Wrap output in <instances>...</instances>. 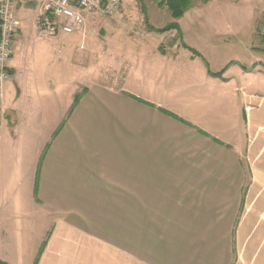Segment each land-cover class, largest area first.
<instances>
[{
    "label": "crops",
    "instance_id": "crops-1",
    "mask_svg": "<svg viewBox=\"0 0 264 264\" xmlns=\"http://www.w3.org/2000/svg\"><path fill=\"white\" fill-rule=\"evenodd\" d=\"M15 5L0 261L99 264L105 210H126L132 229L166 209L174 228L144 241L170 242L167 264H264V0H191L178 18L123 0L101 18L99 70L71 50L76 38L80 58L96 53L94 30L44 38L41 0ZM132 251L128 264H153Z\"/></svg>",
    "mask_w": 264,
    "mask_h": 264
},
{
    "label": "rangeland",
    "instance_id": "rangeland-1",
    "mask_svg": "<svg viewBox=\"0 0 264 264\" xmlns=\"http://www.w3.org/2000/svg\"><path fill=\"white\" fill-rule=\"evenodd\" d=\"M121 11L122 10H119L115 14H112L113 17ZM112 15L88 16V30L85 37L88 36L90 29L94 30L92 36L95 40L92 41L96 53H94L95 51L92 52L89 49H85L84 51L87 52L85 57L80 58V54L83 53L80 49V42H78L76 38H72L71 50L73 58L76 57L77 61L75 62L81 61L85 67H89L93 63L94 68L99 70V28L103 24L101 18L110 20L112 19ZM73 35H75V33L67 34L66 38ZM142 35L144 36V34ZM66 68L68 69L67 65ZM174 219L175 218L170 216L166 209H152V219H150V222H152L153 225L144 226L143 223H138V221H136V224H134L131 229L126 223L128 220L126 210H110V212L105 210L103 218H99V264H128L129 245H131V249L133 250L132 253L135 252L136 255L141 254L142 256L151 259L153 264H167L168 262L165 254L170 242L161 241L159 237H157L156 240L149 239L145 242L144 237L147 235L148 238H152L153 236H156V234L158 236V232H160L159 228L161 226L166 228L168 224H172V227L174 228ZM167 222L169 223L166 224ZM154 223L156 224L155 226ZM151 227L155 228L158 232L156 234H153L152 230L150 232L149 229ZM146 229H148V231ZM145 231L147 232L146 234ZM145 243L146 248L144 249ZM161 252L163 254H161Z\"/></svg>",
    "mask_w": 264,
    "mask_h": 264
},
{
    "label": "built area",
    "instance_id": "built-area-1",
    "mask_svg": "<svg viewBox=\"0 0 264 264\" xmlns=\"http://www.w3.org/2000/svg\"><path fill=\"white\" fill-rule=\"evenodd\" d=\"M122 4L123 0H41L35 27L39 36L44 38L57 33L85 35L89 15H112L121 9ZM19 26L15 0H0V103L5 82L10 78L9 62ZM259 34L264 39V24Z\"/></svg>",
    "mask_w": 264,
    "mask_h": 264
},
{
    "label": "trees",
    "instance_id": "trees-1",
    "mask_svg": "<svg viewBox=\"0 0 264 264\" xmlns=\"http://www.w3.org/2000/svg\"><path fill=\"white\" fill-rule=\"evenodd\" d=\"M137 1L141 4L144 12H146V8H145V1L146 0H137ZM190 3H191V0H159L160 5H166L171 10L174 18L180 17L186 11V9L189 7ZM177 27H178V23L172 22L163 28L157 29V31L165 32V31H168L172 28H177ZM187 47L190 50H192L195 54H198V55L200 54L199 51H197V50H195L189 46H187ZM79 98H80V93L75 96L73 105H75L77 103ZM0 264H6V263L0 261Z\"/></svg>",
    "mask_w": 264,
    "mask_h": 264
}]
</instances>
